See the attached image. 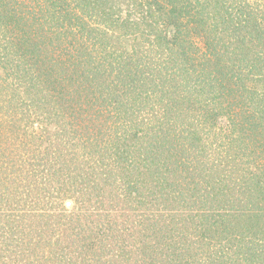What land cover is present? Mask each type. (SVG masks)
Instances as JSON below:
<instances>
[{
  "label": "rangeland",
  "instance_id": "374dc122",
  "mask_svg": "<svg viewBox=\"0 0 264 264\" xmlns=\"http://www.w3.org/2000/svg\"><path fill=\"white\" fill-rule=\"evenodd\" d=\"M260 9L0 0V214L13 229L0 227L18 264H264ZM73 51L80 64L60 69Z\"/></svg>",
  "mask_w": 264,
  "mask_h": 264
},
{
  "label": "trees",
  "instance_id": "16d2710c",
  "mask_svg": "<svg viewBox=\"0 0 264 264\" xmlns=\"http://www.w3.org/2000/svg\"><path fill=\"white\" fill-rule=\"evenodd\" d=\"M264 9H260L259 11H263ZM261 13V12H260ZM84 48H87V46H85ZM76 49H78V47H76ZM81 50H83V48L81 49ZM70 57H71V59H68V61L65 59V58H63V59H61V61H59V63H58V66L60 67V69H61V67L62 68H64V69H67V70H70L71 68H73L71 65L73 64V60H74V58H77L78 59V65L80 64V61H82V56L79 54V53H75V51H73L72 53H70ZM81 57V58H80ZM70 68V69H69ZM121 72L119 71V74H120ZM21 76H22V74H21ZM26 76H27V74H24V83H25V81H28L30 84L31 83H33L34 82V78H26ZM38 76H39V80L40 79H42L45 75H44V73L43 72H41L40 70L38 71ZM67 78V74L65 75V79ZM80 78H81V80H86V78H83V77H81V74H80ZM67 80V79H66ZM68 80H69V75H68ZM61 86H62V84H61ZM21 87V82H19V88ZM63 87H65V84H64V86ZM9 95H11V92H10V94ZM111 96V97H110ZM110 96H109V98H110V100H111V98L112 97H117V96H114V95H112V92L110 93ZM119 97V96H118ZM59 100H61V98L59 99ZM58 100V101H59ZM151 137H153L152 136V134H151ZM154 138V137H153ZM1 215V218H3V223H2V226H5V224L6 223H8L9 224V226H10V228H12L13 229V225H11L12 224V217H9V215L8 214H0ZM2 226L0 227L1 229L0 230H2V229H4V228H2ZM7 227H8V225H7ZM6 227V228H7ZM9 228V227H8ZM7 228V229H8ZM4 230H2V231H0V258H2L3 259V261L5 260H8V259H11L14 263H15V261H16V263L18 264V261L15 259V258H13L14 257V255H15V257H16V251H15V249H14V245H13V242H12V240H13V238H14V234H13V231H11V232H9L8 231V234L7 235H5L6 234V232H4ZM20 234L22 235L23 234V232H19V234H18V236H16L17 238L18 237H21L20 236ZM10 245H12V247L10 246ZM32 247H34L33 245H32ZM29 249V246L28 247H26V250H25V252L24 253H27V251H30V250H28ZM32 249V248H31ZM32 251V250H31ZM19 252H21V251H19ZM18 253V252H17ZM24 257V256H23ZM10 260V261H11ZM27 260L25 259V258H22V260L20 261V263L19 264H25V262H26ZM7 262V261H6Z\"/></svg>",
  "mask_w": 264,
  "mask_h": 264
}]
</instances>
